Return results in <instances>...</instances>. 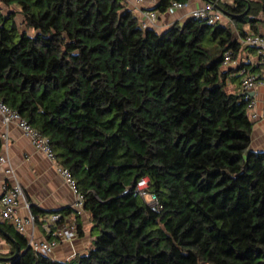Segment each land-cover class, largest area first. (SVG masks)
Instances as JSON below:
<instances>
[{
	"label": "trees",
	"instance_id": "1",
	"mask_svg": "<svg viewBox=\"0 0 264 264\" xmlns=\"http://www.w3.org/2000/svg\"><path fill=\"white\" fill-rule=\"evenodd\" d=\"M216 6L233 27L141 29L119 0H0V101L49 138L93 235L59 262L0 223L19 247L13 258L9 242L11 264H264V151L250 148L244 93L226 87L249 67L236 38L262 21L264 0ZM142 177L158 212L133 192Z\"/></svg>",
	"mask_w": 264,
	"mask_h": 264
},
{
	"label": "crops",
	"instance_id": "2",
	"mask_svg": "<svg viewBox=\"0 0 264 264\" xmlns=\"http://www.w3.org/2000/svg\"><path fill=\"white\" fill-rule=\"evenodd\" d=\"M126 6V9L136 18H141L142 13L148 11H154L157 13V19L152 28L160 31L172 24L181 25L185 20L189 18L190 11L202 8L209 3H214V0H189L187 8L182 10H176L171 13L165 12L159 14L156 9H153L159 2L155 4L144 3L138 5L134 0H119ZM263 1V0H253ZM233 0H224L220 2L222 4H231ZM225 20L224 24H229L233 27V23L230 22L229 17L224 11L215 6ZM11 9L16 12L15 19L17 22H21V16L18 13L19 9L12 6ZM259 17V16H258ZM262 21H257L254 24H244L241 26L246 32H253L256 29L257 33H264V17H259ZM252 26L254 28H252ZM236 34V33H235ZM238 37V36H237ZM237 60L245 62L248 69L253 70L255 74H260L264 70V62L256 57V54L252 48H242L237 54ZM231 67V66H230ZM236 77V73H232L226 81L227 89L229 91L241 92L240 78ZM236 79V80H235ZM250 95L254 101V112L257 117L252 119V133L250 148L255 151H264V117H260L264 112V84L256 86ZM0 156L5 158L4 170L9 169L10 174H6L2 171L0 175V196L2 194V186L7 184L12 186L17 183L21 186L24 199L29 204V211L20 207L17 214L21 217H26L28 213L35 216L37 215V221L30 228L28 227L25 233L22 235L25 240L31 238L36 243L48 242L51 239L46 234L41 226V220L46 219L48 216L56 214L62 217L64 221L71 220L73 216V210L71 205L73 203V195L57 175L53 162L48 160L43 153L37 151L32 147L29 140L22 134V132L16 127L15 124L3 125L0 120ZM34 213V214H33ZM70 218V219H69ZM76 223L80 224L82 231L81 236L76 235L72 241L57 242L52 248L49 258L59 262H65L73 258L76 255H82L87 252L91 246L93 235L91 234L92 223L89 214L85 211L81 216L75 217ZM0 223L9 225L13 231L17 232L15 228L9 223L0 218ZM20 234V233H19ZM7 236V235H6ZM9 236V235H8ZM9 242L14 246V253L16 244L11 238ZM14 243H13V241ZM6 241L5 234H0V260L7 258L11 249V244Z\"/></svg>",
	"mask_w": 264,
	"mask_h": 264
},
{
	"label": "built area",
	"instance_id": "3",
	"mask_svg": "<svg viewBox=\"0 0 264 264\" xmlns=\"http://www.w3.org/2000/svg\"><path fill=\"white\" fill-rule=\"evenodd\" d=\"M136 4L142 5L144 3L155 4L158 0H134ZM224 0H214V3H209L202 8H197L189 13V18L202 20L209 25L224 24L223 15L216 10V3ZM189 0L182 2H172L168 11L169 13L187 8ZM157 19V13L148 11L142 13L139 20L141 29L152 28ZM237 42L240 47L252 48L259 60L264 62V33H254L252 31L246 32L242 37H237ZM238 61L231 60V53L225 52L223 54L222 65L224 67L238 65ZM245 63V62H244ZM240 77L241 90L244 93V98L248 101L247 109L250 120L257 117L254 110V101L250 96V92L258 85L264 84V70L260 74L253 73L248 68H242L238 71ZM264 117V112L260 117ZM0 120L3 125L15 124L22 134L29 140L34 149L40 151L45 157L53 162L54 169L57 175L62 179L73 195V203L71 208L73 210L72 221H64L59 215L53 214L46 219L41 220V226L49 238L48 242L36 243L31 238L27 239L28 247L33 251L38 252L44 256H49L52 248L57 242L72 241L76 237L77 223L75 217L81 216L85 213L84 210V194L79 189L77 181L72 176L70 170L61 165L55 157V152L51 146L50 140L47 136L41 134L35 127L23 118L15 110L11 109L7 104L0 101ZM5 158L0 156V175L2 171L10 174L9 169L4 170ZM133 192L140 199H142L147 207L152 212H158L161 209L160 202L154 193L149 192V180L147 177L138 179L133 187ZM29 211V204L25 201L22 188L19 184L15 183L12 186L4 184L2 186V194L0 196V218L9 222L15 230L24 234L28 227H32L37 218L28 213L26 217H21L17 214L20 207ZM70 219V218H69ZM0 264H11L9 260H0Z\"/></svg>",
	"mask_w": 264,
	"mask_h": 264
},
{
	"label": "water",
	"instance_id": "4",
	"mask_svg": "<svg viewBox=\"0 0 264 264\" xmlns=\"http://www.w3.org/2000/svg\"><path fill=\"white\" fill-rule=\"evenodd\" d=\"M156 7H157V5L153 8V9H156ZM250 94V93H249ZM251 96V95H250ZM13 241V240H12ZM13 243H14V241H13ZM15 244V243H14ZM19 255V247H17L16 246V248H15V253H14V255H13V258L14 257H16V256H18ZM3 260H9V259H3Z\"/></svg>",
	"mask_w": 264,
	"mask_h": 264
},
{
	"label": "rangeland",
	"instance_id": "5",
	"mask_svg": "<svg viewBox=\"0 0 264 264\" xmlns=\"http://www.w3.org/2000/svg\"><path fill=\"white\" fill-rule=\"evenodd\" d=\"M224 23H225V21H224Z\"/></svg>",
	"mask_w": 264,
	"mask_h": 264
}]
</instances>
